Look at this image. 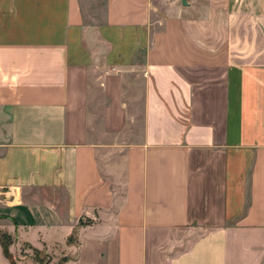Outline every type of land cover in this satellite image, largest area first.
<instances>
[{
	"label": "crops",
	"instance_id": "crops-1",
	"mask_svg": "<svg viewBox=\"0 0 264 264\" xmlns=\"http://www.w3.org/2000/svg\"><path fill=\"white\" fill-rule=\"evenodd\" d=\"M0 234V264H264V0H0Z\"/></svg>",
	"mask_w": 264,
	"mask_h": 264
},
{
	"label": "rangeland",
	"instance_id": "rangeland-1",
	"mask_svg": "<svg viewBox=\"0 0 264 264\" xmlns=\"http://www.w3.org/2000/svg\"><path fill=\"white\" fill-rule=\"evenodd\" d=\"M12 241L13 240H11L10 238H7V239L5 238L1 242L3 245V248L8 250L7 254L10 255L11 257H13V255L9 250V246L12 244ZM23 250L30 257L31 264H46L47 263L48 257L42 251L32 249V248H28L26 246H24V248H22V251ZM15 257H13L14 260H16V258H17V257L15 258ZM21 258H22V255H21Z\"/></svg>",
	"mask_w": 264,
	"mask_h": 264
},
{
	"label": "trees",
	"instance_id": "trees-1",
	"mask_svg": "<svg viewBox=\"0 0 264 264\" xmlns=\"http://www.w3.org/2000/svg\"><path fill=\"white\" fill-rule=\"evenodd\" d=\"M7 239L8 237L5 235V234H0V243L2 242V240H4V239ZM2 244V243H1ZM2 247H3V245H2ZM4 249V252H5V254H6V256H10V255H8L7 254V252H8V250L7 249H5V248H3ZM11 257V256H10Z\"/></svg>",
	"mask_w": 264,
	"mask_h": 264
},
{
	"label": "water",
	"instance_id": "water-1",
	"mask_svg": "<svg viewBox=\"0 0 264 264\" xmlns=\"http://www.w3.org/2000/svg\"><path fill=\"white\" fill-rule=\"evenodd\" d=\"M182 4H185L186 3V0H181Z\"/></svg>",
	"mask_w": 264,
	"mask_h": 264
}]
</instances>
